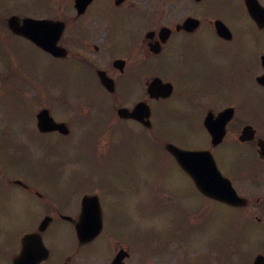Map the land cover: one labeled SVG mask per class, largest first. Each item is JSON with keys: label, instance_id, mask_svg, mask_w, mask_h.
<instances>
[{"label": "flooded vegetation", "instance_id": "af4514ba", "mask_svg": "<svg viewBox=\"0 0 264 264\" xmlns=\"http://www.w3.org/2000/svg\"><path fill=\"white\" fill-rule=\"evenodd\" d=\"M258 3L264 8V0H0V40L12 37L7 34L12 16L63 21L62 42L75 49L66 58H72L76 70L84 75L76 85L96 88L101 84L98 73L103 72L114 80L115 91L129 88L138 95L131 105L124 104L123 93L115 92L109 99L89 100L84 115H76V133L107 137L124 123L143 129L138 122L119 118L117 112L120 107L132 108L143 101L148 84L157 77L165 83L170 81L174 94L190 86L200 89V98H196L200 102L194 107L199 111L179 113L176 118L180 128L187 131L186 136L192 132L193 122L198 121L205 137L204 148L215 153L219 169L231 180L239 202L213 200L215 210H197L200 215L193 218L197 222L193 229L200 236L201 249L211 250L207 254L210 257L185 260V264H264V258L257 259L264 257V154L259 146L264 145V86L258 83L264 74V19L255 7ZM188 19L195 23L186 27ZM15 37L33 49L29 39ZM156 65L160 71H153ZM146 68L156 75L146 78ZM163 101L149 99L154 126L148 132L157 143L161 125L155 120L157 111L152 106ZM98 103L104 104L106 118L94 114ZM223 113L228 118L225 135L212 147L205 121H215ZM245 129L247 134H243ZM177 141L185 145L183 140ZM110 150L107 148L103 154ZM22 175L25 180L19 187L38 202L36 208H50L52 224L64 221L74 230L82 192L77 191L76 198L69 195L66 205L72 204V208L64 210L46 188H33L31 183L37 185V176L30 178L25 171ZM218 210L229 213L228 231H224ZM92 244H78L72 256L67 254L58 263L48 247L49 258L41 264H110L107 258H90L94 255L89 248ZM241 251L250 253L242 258ZM5 252L11 255L13 264L19 252ZM0 261L10 264L7 258L0 257Z\"/></svg>", "mask_w": 264, "mask_h": 264}, {"label": "rangeland", "instance_id": "374dc122", "mask_svg": "<svg viewBox=\"0 0 264 264\" xmlns=\"http://www.w3.org/2000/svg\"><path fill=\"white\" fill-rule=\"evenodd\" d=\"M9 39L3 38L0 40L2 45L0 46V59L10 65L9 69L1 70L0 74V116L1 120L5 121L4 123L12 127L19 125L25 139L17 143L25 150L22 151L20 156H3L1 153L8 149L7 144L3 143L0 147V160L6 167L5 172L0 173V235L4 239L3 242L0 241V257L7 258L10 262L11 255L7 254L5 250L15 252L21 236L33 231L37 226L38 219L44 216L43 209L35 208L37 202L34 199L9 183V178L18 174L19 171L27 172L30 178L38 177L40 174V180L37 183L44 188L48 184V189L60 201L64 210L72 208V204L66 205V199L75 190L77 192L94 185L111 194L112 198L104 203L108 231L112 232L116 224H121L119 232L121 233L123 229L122 237L123 234L128 236L129 243L121 242L119 244L136 252L132 249H136L134 246V243H136L143 250L139 254L135 253V258L142 257L143 252L144 256L148 255L150 250L155 249L152 246L156 242L165 246V249L173 246L171 241L174 237L168 230L160 228L165 224L171 228L169 224L171 217L174 219V228H171L172 234L174 230L179 232L178 235H174L177 243L180 238L182 243L184 241L191 242L190 238H193L191 231L195 226V222H192V220L200 215L196 208L206 210L208 207L210 210H215L216 205L213 203L212 205L197 192L191 180L169 159V155L161 148L146 147L138 153L139 156L145 152L146 157H150L149 160L144 157L137 158L134 163L126 165L119 164V162L106 165L104 162L107 159H103L102 163L96 164L89 161L92 158L87 153L91 150L88 140H83L82 143V140L77 141L76 137L73 139L58 137L60 139L57 143H54L57 139L50 142L47 137L36 135L35 129H31V126H29L33 122L32 114L36 105L50 100L40 96L29 106V101L27 103L25 99L33 98L34 95L39 94V91H36V89L30 91L24 86V88H20V83L26 85L29 81L31 85L43 86L42 90H47L46 88L50 86L48 94L54 97L55 100L63 98L66 107H70L72 101L76 99V91H84L88 95L93 94L88 87L86 90L84 87H76L77 80L82 79L84 75L76 70L75 64L46 59L40 53L30 49L24 41L15 37ZM147 70L146 68L145 72ZM160 70L159 65L153 68V71ZM8 71L12 72L14 77H8ZM27 72L30 73L28 79L27 75H24ZM15 73H21L19 77H22V79H17ZM17 92L21 95L24 94L25 99L22 96H16ZM41 94L46 96L45 92L41 91ZM102 96L105 95L100 94V97ZM50 107L52 113L59 115L61 119H72L73 113L71 111L60 109L61 107L58 108L57 106ZM156 110L158 114L163 108L158 105ZM0 126L3 127V124L0 123ZM177 127L176 132L171 129L168 133L175 142L177 138L183 140L182 142L185 145L200 146L202 145L201 141L205 140L198 121L193 122V132L188 136H186L184 128ZM17 130L16 128H10V133L2 134H6L5 139H8L11 134L13 136L18 135ZM193 136H198L201 141L196 140ZM26 140L31 141L32 144ZM81 143L82 154L79 155L77 149ZM36 146L44 148L45 153H48V155L43 159L36 158L32 152L33 147ZM127 147L128 140L123 138L117 143L113 151L125 153L131 150L137 151L140 148L136 142L133 148ZM39 166L42 169L40 168L38 173L36 168H39ZM150 176L157 178L169 187L173 185L176 191L172 193L173 203L171 206L165 208L159 204L158 192L155 184L150 180ZM61 185L68 186L64 188ZM218 212L220 211L218 210ZM220 213L221 220L225 223L224 231H228L226 224L230 219L229 213L226 211ZM213 223L216 227L217 215H214ZM210 229L213 228L210 226ZM107 232L99 241L101 244L93 248L89 247L90 253L106 254V248L103 247L107 246L103 242H105ZM43 237L45 243L53 251L57 263L64 259L68 252L75 251L78 248L72 226L64 221L56 220ZM123 240H125L124 237ZM152 240L154 243H152ZM112 242L114 245L117 244L113 238ZM249 253V251H241V257L247 258ZM168 258L172 257L169 256Z\"/></svg>", "mask_w": 264, "mask_h": 264}, {"label": "water", "instance_id": "95a60500", "mask_svg": "<svg viewBox=\"0 0 264 264\" xmlns=\"http://www.w3.org/2000/svg\"><path fill=\"white\" fill-rule=\"evenodd\" d=\"M50 28V27H49ZM49 40L45 41V46L44 42L42 45L53 55L55 56H60L63 55V51L57 46V42L59 39V36L55 32H50L49 33ZM41 121V120H40ZM44 125L43 127H45ZM177 156L180 158V162L185 168L192 174L194 179L196 180L198 186L206 193H212L211 195L218 197L217 192L211 191L212 187H215L216 189H219L218 185H213L216 183V179L211 178L209 181H206L207 177L205 174H203V171L205 169H199L197 167H194L190 164H199L203 163L204 159L201 156V153H192L191 154H185L183 152H178L176 153ZM210 171L209 173L212 175V177L216 176L215 168L210 166ZM49 220L46 219L43 224L40 227V230H44L45 227L47 226ZM78 236L81 242H86L92 239L99 231L100 229V224L96 228L90 223H88V219L86 218L85 221H82L78 226ZM33 250V252H37L40 256H34L33 261L34 264L38 263L43 256V250H42V241L41 237L39 234H31L28 235L24 238V251H30ZM29 258V255H26L25 253L22 254L21 259L26 260ZM123 255L121 254L118 259H122ZM116 264V263H115Z\"/></svg>", "mask_w": 264, "mask_h": 264}]
</instances>
